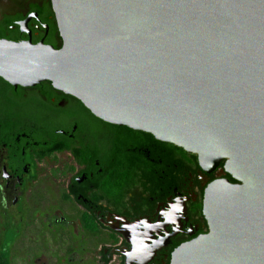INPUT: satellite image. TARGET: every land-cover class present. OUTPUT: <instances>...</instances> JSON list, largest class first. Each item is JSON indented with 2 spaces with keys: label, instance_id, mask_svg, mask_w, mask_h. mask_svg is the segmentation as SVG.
Segmentation results:
<instances>
[{
  "label": "water",
  "instance_id": "1",
  "mask_svg": "<svg viewBox=\"0 0 264 264\" xmlns=\"http://www.w3.org/2000/svg\"><path fill=\"white\" fill-rule=\"evenodd\" d=\"M58 50L0 40V78L49 82L97 119L231 177L171 264H264V0H51ZM16 88V87H15Z\"/></svg>",
  "mask_w": 264,
  "mask_h": 264
},
{
  "label": "flooded vegetation",
  "instance_id": "2",
  "mask_svg": "<svg viewBox=\"0 0 264 264\" xmlns=\"http://www.w3.org/2000/svg\"><path fill=\"white\" fill-rule=\"evenodd\" d=\"M0 40L60 49L51 0H0ZM165 145L110 130L49 82L0 78V234L15 238L11 260L26 241L40 262L171 264L208 233L205 189L228 175Z\"/></svg>",
  "mask_w": 264,
  "mask_h": 264
},
{
  "label": "trees",
  "instance_id": "3",
  "mask_svg": "<svg viewBox=\"0 0 264 264\" xmlns=\"http://www.w3.org/2000/svg\"><path fill=\"white\" fill-rule=\"evenodd\" d=\"M110 130L112 129L113 131H129V132H134L128 128H124V127H116V126H111L109 125ZM149 137H151L150 135H148ZM165 146L170 147L171 149L178 151L179 153L188 156L189 159V164L190 165H194L196 168H198V162H197V157L195 155H191L186 153L185 151H183L180 148H177L173 145H169L166 144ZM223 164H221V168L223 167ZM226 179H228L231 183H235V181H233L231 179L230 176H226ZM9 235L7 234V232H5L3 235H1L0 238V264H12V260H11V243L14 241L15 238H13V241L9 239Z\"/></svg>",
  "mask_w": 264,
  "mask_h": 264
},
{
  "label": "rangeland",
  "instance_id": "4",
  "mask_svg": "<svg viewBox=\"0 0 264 264\" xmlns=\"http://www.w3.org/2000/svg\"><path fill=\"white\" fill-rule=\"evenodd\" d=\"M1 220H0V233L2 231ZM1 238V234H0ZM27 242L21 241L14 249L13 256H12V264H55L54 259H50V254L45 253L47 256L46 261L37 260V252L31 251V248L28 249ZM33 249V248H32Z\"/></svg>",
  "mask_w": 264,
  "mask_h": 264
}]
</instances>
